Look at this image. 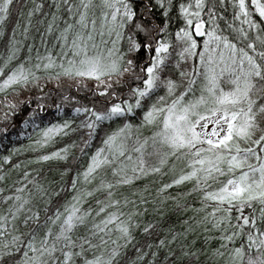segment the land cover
<instances>
[{
  "label": "snow or ice",
  "instance_id": "1",
  "mask_svg": "<svg viewBox=\"0 0 264 264\" xmlns=\"http://www.w3.org/2000/svg\"><path fill=\"white\" fill-rule=\"evenodd\" d=\"M0 264H264V0H0Z\"/></svg>",
  "mask_w": 264,
  "mask_h": 264
}]
</instances>
